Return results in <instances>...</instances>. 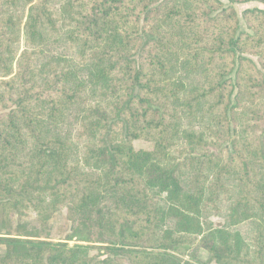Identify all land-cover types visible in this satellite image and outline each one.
Listing matches in <instances>:
<instances>
[{"label":"trees","instance_id":"trees-1","mask_svg":"<svg viewBox=\"0 0 264 264\" xmlns=\"http://www.w3.org/2000/svg\"><path fill=\"white\" fill-rule=\"evenodd\" d=\"M228 2L0 0V264H264V0Z\"/></svg>","mask_w":264,"mask_h":264},{"label":"rangeland","instance_id":"rangeland-1","mask_svg":"<svg viewBox=\"0 0 264 264\" xmlns=\"http://www.w3.org/2000/svg\"><path fill=\"white\" fill-rule=\"evenodd\" d=\"M222 4L223 7H227L230 6L228 0H219ZM232 7L234 8L236 15L239 19V33H243V32H248L244 22L241 19V14L244 10L246 9H261L264 10V4H260L257 2H249L246 4H234L232 5ZM249 33V32H248ZM20 51L22 50L23 47V41L22 38L20 39ZM250 59H252L253 62L256 63V58L254 57H249ZM13 71L15 72V65L13 67ZM134 148L135 149H141V150H145V151H149L151 149V145L147 144V143H143V142H136L134 143ZM213 223V226H220L222 225V222L218 219H212L211 220ZM49 229L51 230L52 235H54L55 238H58V236L61 237V239H63V237L69 233V224L66 222V220L64 219V215L61 213L59 216L54 217L53 219H51L49 221ZM74 242H70L69 244H73ZM3 248H0V252L3 253ZM200 258L202 260H206V253L204 251L200 252Z\"/></svg>","mask_w":264,"mask_h":264}]
</instances>
